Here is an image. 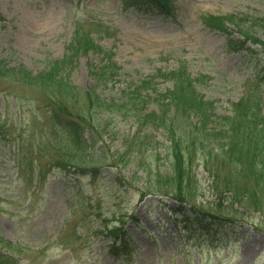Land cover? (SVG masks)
Segmentation results:
<instances>
[{
	"label": "rangeland",
	"instance_id": "374dc122",
	"mask_svg": "<svg viewBox=\"0 0 264 264\" xmlns=\"http://www.w3.org/2000/svg\"><path fill=\"white\" fill-rule=\"evenodd\" d=\"M170 2L173 8L164 14L156 6L145 5L137 10L124 0H0V59L9 67L21 66L32 76H38L50 60L68 57L66 72L73 86L116 101L127 87L159 71H172L179 67L180 59L186 60L192 76H210L198 87L213 102L216 112L228 114L232 102L253 91L261 101L264 116V60L256 66L254 56L246 51L229 52L226 36L209 29L201 18L209 14L235 15V20L243 25L229 27L234 29L233 36H238L237 27L248 30L250 25L256 27L253 19L264 18V0ZM78 29L88 32L101 51L91 49L69 57ZM258 29L253 36L263 39L264 33ZM106 51L113 54L110 61ZM112 64L121 68L118 74L114 70L109 77L108 72L102 77L91 73ZM26 82L13 87L11 80L4 81L7 88L0 83V118L7 115L10 119L14 112V120L27 116L34 125V130H27L26 120L25 125L16 126L10 134L1 133L6 127L9 129L10 120L0 122V252L7 254L0 257V264H264V216L255 205H249L264 196L256 185L260 177L256 169L264 167L242 159L240 167H232L236 170L233 173L227 163H221L218 178L211 172L214 160L204 165V158L198 159L194 170L196 193L189 200L201 206V210L237 218L235 223L225 224L223 230L207 233L182 221L177 200L158 193L165 189V184H161L164 176L160 181L159 176L168 173L171 165L164 131L152 127L142 132L149 133L154 148L140 155L131 153L122 142L133 135L136 126L123 116H115L117 113H101L99 122L109 120L108 133L119 134L115 140L107 137L104 151V156L110 155V162L118 168L106 165L105 174L95 181L81 178L78 190L68 185L61 171L53 169L38 197L25 201L20 183H28L32 171L23 154L37 163L39 151L33 137L40 140L55 130L52 122H45V104L51 103V92L48 95L39 82ZM170 84L159 76L152 83L157 92H142L149 99L145 111L159 110L157 97ZM14 88V98L2 91ZM17 109L23 114L18 115ZM89 137L87 134L86 139ZM100 153L102 150H97L95 155ZM86 159L90 162L92 158ZM18 170L27 172V180L20 173L18 176ZM67 178L71 181V172H67ZM227 179L241 189L218 194L213 186L222 188ZM233 197L244 203L234 201ZM105 216L125 221L124 228L134 248L124 260L106 254L102 235H93L90 230L86 234L76 233L84 222L92 226ZM66 217L70 223L61 233ZM6 241L20 244L22 253L6 250Z\"/></svg>",
	"mask_w": 264,
	"mask_h": 264
},
{
	"label": "trees",
	"instance_id": "16d2710c",
	"mask_svg": "<svg viewBox=\"0 0 264 264\" xmlns=\"http://www.w3.org/2000/svg\"><path fill=\"white\" fill-rule=\"evenodd\" d=\"M155 1L160 2L164 7H167L169 3V0ZM203 17L207 25L221 29L222 32L228 35L232 33L228 26L229 23L237 26L243 25L242 22H237L235 20L236 16L232 14H209ZM261 19L263 18H256V21L253 19L252 24L256 27L250 25L247 27L249 28L248 30L238 27L242 36L236 39H229L230 50L247 49L245 45L251 41L258 44L260 52L264 54V38L253 36L255 34L254 31L258 27L264 33V20ZM250 31H252V34H250ZM89 48L97 52L101 51V47L94 42L89 34L79 31L74 35V39L71 42L69 57L72 58L83 51L87 52ZM107 55L108 61H110V52H107ZM262 59L260 56L256 57L257 61ZM67 62L68 57L61 60H51L47 70L41 72L38 76H32L25 69L18 67L8 68L4 61L0 60V81L6 80V77H16L21 82L27 81V79L32 82H39L41 87L47 89L48 95L51 92V103L55 107L53 113H57V121L63 122V119H69L67 121L69 125H63V128H65L66 134L71 135V141L67 146L61 145L62 148L55 149L56 155L58 150L64 159L79 161L82 158L81 154H84L81 151L84 150L86 145L84 130L88 128L94 133L92 134L93 140L90 146L94 147L97 140L101 142L104 133L109 129V120L100 123L99 114L107 112L109 114L117 113L115 116H123V119H130L137 125L135 133L130 139H126L124 144L130 149L134 147V151L139 154L154 147L147 140L149 134L142 135L145 129L154 126L164 131V135L168 140L166 147L170 154L168 159H170L171 165L168 173L159 176V181L161 176H164L161 184H165L164 190L166 194L171 191L169 187H172L177 198L183 199L191 193L190 191L196 189L197 180L195 179L194 170L199 165L198 159L201 156L204 158L201 164L208 165L211 161H215L212 164L213 166H211V172L218 178L220 176L221 163H227L233 173L236 170L232 167H240L242 159L264 167V120L260 114V105H258L252 93H249L246 98L244 97L240 101L232 103L233 106L229 114H219L216 112L213 102L205 99L204 95L199 91L197 83H200V81L191 77L187 70L179 67L168 73L159 71L149 76L147 80L127 87L122 92L119 101H116V98L107 100L90 90L87 91L73 86L69 81V73L66 72ZM113 70L118 74L119 66L116 64H112V66L103 65L91 73L97 77H102L108 72L107 75L109 77ZM20 73H23V78L20 77ZM59 74L62 75L61 79ZM159 76L172 80L173 84L165 88V92L160 93L159 97H157L159 103L157 112L153 110L145 111L144 106L149 102V99L143 97L142 92L147 90L157 92V88L152 83ZM104 79L107 78L104 77ZM95 113H98V115H95ZM112 136L114 137V134ZM75 146L77 147L76 149ZM129 151L132 153L131 150ZM121 157L124 158V153ZM251 168L254 174V166H251ZM232 171H230L231 174ZM256 172L260 176L256 185L263 193L264 168L256 169ZM213 189L221 195L222 193H227V191H239L241 188L232 180L227 179L222 188L215 185ZM231 194L234 195V193ZM233 199L234 201L243 202V200L238 198L236 200L233 197ZM249 205H256L254 206L255 208L257 207V209H263L264 211V196ZM206 213L213 219L211 223L216 224L222 221L220 214L216 212ZM109 233L112 234L113 240L118 236L122 239L124 238V234L121 233L118 227L109 230L108 235ZM123 243L125 242L123 241ZM10 245L13 246L12 243ZM109 249L110 251H115V253L126 251L119 248L114 241L109 245Z\"/></svg>",
	"mask_w": 264,
	"mask_h": 264
}]
</instances>
